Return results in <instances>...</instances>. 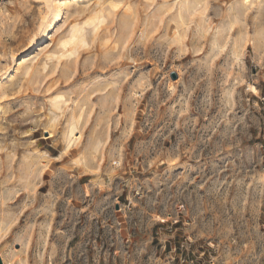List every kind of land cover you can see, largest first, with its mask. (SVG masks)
I'll list each match as a JSON object with an SVG mask.
<instances>
[{
	"label": "rangeland",
	"instance_id": "1",
	"mask_svg": "<svg viewBox=\"0 0 264 264\" xmlns=\"http://www.w3.org/2000/svg\"><path fill=\"white\" fill-rule=\"evenodd\" d=\"M0 264H264V0H0Z\"/></svg>",
	"mask_w": 264,
	"mask_h": 264
},
{
	"label": "bare ground",
	"instance_id": "2",
	"mask_svg": "<svg viewBox=\"0 0 264 264\" xmlns=\"http://www.w3.org/2000/svg\"><path fill=\"white\" fill-rule=\"evenodd\" d=\"M85 1H86V0H74V2H75L76 4H79V3H80V4H81V3H84V4H85Z\"/></svg>",
	"mask_w": 264,
	"mask_h": 264
},
{
	"label": "water",
	"instance_id": "3",
	"mask_svg": "<svg viewBox=\"0 0 264 264\" xmlns=\"http://www.w3.org/2000/svg\"><path fill=\"white\" fill-rule=\"evenodd\" d=\"M173 77H174V79H176V75L175 74H173Z\"/></svg>",
	"mask_w": 264,
	"mask_h": 264
}]
</instances>
